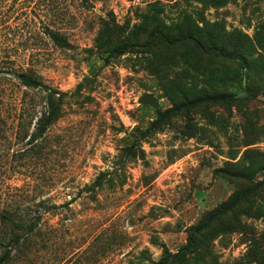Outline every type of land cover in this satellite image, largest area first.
<instances>
[{
    "label": "rangeland",
    "instance_id": "obj_1",
    "mask_svg": "<svg viewBox=\"0 0 264 264\" xmlns=\"http://www.w3.org/2000/svg\"><path fill=\"white\" fill-rule=\"evenodd\" d=\"M155 3L169 25L183 15L216 22L231 35L227 49L237 33L244 47L223 56L150 39L143 20ZM45 28L68 45L37 34ZM1 42L32 79L65 94L42 139L27 144L43 94L0 81L18 112L20 97L28 104L19 137L15 109L1 108L0 209L33 223L9 264H154L242 191L182 264H264V0H0ZM200 94L229 100L142 137ZM10 231L0 224L2 243Z\"/></svg>",
    "mask_w": 264,
    "mask_h": 264
},
{
    "label": "trees",
    "instance_id": "obj_2",
    "mask_svg": "<svg viewBox=\"0 0 264 264\" xmlns=\"http://www.w3.org/2000/svg\"><path fill=\"white\" fill-rule=\"evenodd\" d=\"M84 5H88L89 0H80ZM152 14L144 18V23H149L153 26L151 33L149 34L150 39L158 38L160 42L167 46L181 45V44H191L195 49L201 51H208L216 55L223 56H238V51L244 47L242 41V35L237 33L234 43H230V48H226L227 40H230V34L223 35L222 30L218 23H204L202 27L189 16L183 15L180 21L174 24H167L163 19L160 18L162 13V8L158 6L157 3L151 5ZM47 37L54 46H67V41L58 31L51 28H45L43 31H38L37 33ZM150 40L148 41V43ZM231 42V41H229ZM13 47L10 44L0 43V81L10 82V86L21 87L26 90H41L42 98L41 103L43 105V111L38 117H31L27 124L31 126L33 120L34 130L28 135V132L23 131V137L26 136L27 144H36L44 134L47 129L52 125L58 115V100L60 97L64 96V93L55 91L47 86L42 85L38 81L31 78L28 74L29 68L24 67L23 64H16L13 55H11V50ZM244 50V49H243ZM13 53H15L13 51ZM3 54V55H2ZM58 96V99H55ZM229 100L226 95H206L200 94L194 99H184L181 103L173 106L167 111L160 114L159 119L153 121L150 128L143 133L142 137H145L148 131L157 128L162 122L171 118L174 114L187 112L196 107H199L204 103H224ZM11 103H7V102ZM20 97L19 98V112L17 108V100L9 99V94L5 89H0V123L2 125L6 124V119L2 115L1 108L5 105L13 107L14 119L17 120V132L16 136L21 135V129H18L19 125L23 124L24 120V109L28 104H25ZM30 108L34 109L35 105H30ZM5 136V134L3 135ZM100 174L95 181V184H99L102 176ZM247 195V191H242L233 195L228 201L221 204L214 210L208 212L204 218L192 228L187 236L186 243L177 250V252L171 254H164L156 263L154 264H182L186 263L190 255L197 254L199 251V241L203 238L204 234L207 233L212 225L218 222L221 218L228 215L234 211L240 203L244 200ZM0 224L6 225L10 228V233L7 236L6 242L2 243L0 240V246L2 247V252L0 253V264H9L13 257V249L19 245L21 240L29 234L33 229V223L26 220H22L12 211L7 209H0Z\"/></svg>",
    "mask_w": 264,
    "mask_h": 264
}]
</instances>
